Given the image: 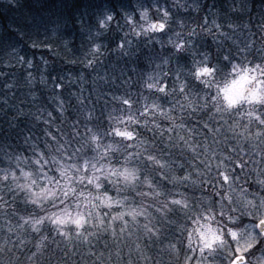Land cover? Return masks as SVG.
Masks as SVG:
<instances>
[{"label": "snow or ice", "instance_id": "6c2138e0", "mask_svg": "<svg viewBox=\"0 0 264 264\" xmlns=\"http://www.w3.org/2000/svg\"><path fill=\"white\" fill-rule=\"evenodd\" d=\"M201 7L133 0L98 16L95 36L118 30L120 58L138 56L143 39L161 54L135 81L124 71L101 75L107 45L89 35L94 47L79 62L115 87L103 91L104 108L118 107L98 111L81 94L70 112L55 91L65 78L55 75V109L31 113L39 131H25L18 146L0 144V264H264V18L225 51L241 26L218 19L211 0L187 25L180 13ZM245 7L229 6L232 14ZM209 36L219 41L214 54L198 43ZM13 61L34 66L15 46L0 50V65ZM229 65L233 79L213 94ZM7 76L0 71L3 90L15 95Z\"/></svg>", "mask_w": 264, "mask_h": 264}, {"label": "trees", "instance_id": "16d2710c", "mask_svg": "<svg viewBox=\"0 0 264 264\" xmlns=\"http://www.w3.org/2000/svg\"><path fill=\"white\" fill-rule=\"evenodd\" d=\"M132 2L133 0H27L24 7L19 10L5 6L6 0L5 4H0V50L15 46L34 64L31 69L26 64L15 61L11 67L7 63L0 65V71L8 74L6 79L15 78L17 82V88L12 90L15 95H12L11 92L3 90L5 78L0 77V144L11 143L18 146L25 131L29 129L34 132L39 131V128H33L34 121L31 113L36 112L39 107L48 110L55 109L57 100L53 95L55 75H62L65 78L62 80L64 87L55 89V91L63 92L65 102L72 105L69 108L70 112H74L75 107L79 106L76 97L81 94L84 98L90 97L91 101H95L98 111L104 108L103 91L107 89L115 91V87L99 80L91 68H85L79 62L85 53L89 35H92L94 39L104 40L107 45L102 62L96 69L101 75L107 71L110 76L119 77L121 71H124L125 74L131 75L132 80L135 81L142 72L152 74L153 66L147 60L151 55L161 54L159 45L143 39L139 42L138 56L120 58L113 48L119 35L118 30H114L106 37L95 36L96 19L100 14L130 9ZM164 2L165 0H161V3ZM166 2L171 5L172 0H166ZM191 2H198L203 7L197 11L181 12L180 15L184 17L187 25L195 26L194 24L198 23L200 18L205 15L209 0H191ZM211 2L216 5L213 13L217 15L218 19L232 20L241 26L239 32L223 42L225 51L229 50L228 45L233 44V41L238 44L247 39L246 29L251 27L252 31H256L255 26L264 18V0H237L238 3L250 7H245L236 14L230 12L229 6L232 0H211ZM213 13H209V16ZM121 25L124 27V31H127L122 19ZM173 28H176L175 21H173ZM225 30L227 31V29ZM169 35L175 39L172 33ZM66 37L75 40V43L69 42L68 47L55 46ZM256 39H259V33H257ZM217 42L219 41H214L211 36L198 41L202 48L210 49L213 54L216 52ZM33 44L35 47L31 46ZM133 66L136 68L135 72L132 71ZM28 72L33 73L31 83L27 82ZM41 77H44L43 81H41ZM131 91L135 96L136 87H133ZM32 92L38 98L36 101L31 98ZM122 92L123 89L118 94H122ZM5 100L6 102H2ZM116 107L118 105L112 102L104 110L105 112L112 111ZM20 109H23V116L20 115ZM256 159L259 160V156ZM2 221L0 219V224ZM29 238L31 239V237ZM102 245L103 240L100 242V246ZM29 247L32 245L30 244ZM84 249L86 251L87 245L84 246ZM126 253L127 249H125Z\"/></svg>", "mask_w": 264, "mask_h": 264}, {"label": "clouds", "instance_id": "9594fccd", "mask_svg": "<svg viewBox=\"0 0 264 264\" xmlns=\"http://www.w3.org/2000/svg\"><path fill=\"white\" fill-rule=\"evenodd\" d=\"M26 3H27V0H6L5 6H10L11 9H13V10H19V9H22ZM0 4H5V0H0ZM111 12H113V14H114V11H111ZM99 18L103 19V17L100 15H99ZM77 24H79V22H77ZM150 34H151L150 32L145 33L146 36L150 35ZM87 40H88V42L86 45V50H85V53L83 55L85 58L87 57V54L90 51V47H94V45H92V41H90L88 38H87ZM69 42L75 43V40H72L71 38L66 37V38L62 39L60 43H57L55 46L56 47H60L62 45L65 46V44L66 43L69 44ZM236 63H237V61H233V64H236ZM81 64H83V63H81ZM239 67H240V72L243 73L245 69L249 68V64H248V62H243L239 65ZM225 79H227L228 81H231V79H233V69H232L231 65H229V67L224 69L223 73L218 74L216 76L217 84L211 89L213 94L216 93L217 87H223ZM219 100H220V103L223 104L224 101H223L222 96L219 97Z\"/></svg>", "mask_w": 264, "mask_h": 264}, {"label": "rangeland", "instance_id": "374dc122", "mask_svg": "<svg viewBox=\"0 0 264 264\" xmlns=\"http://www.w3.org/2000/svg\"><path fill=\"white\" fill-rule=\"evenodd\" d=\"M1 224H3V221L1 222Z\"/></svg>", "mask_w": 264, "mask_h": 264}]
</instances>
